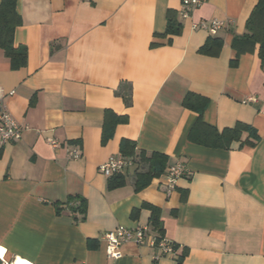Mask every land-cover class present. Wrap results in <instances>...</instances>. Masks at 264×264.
Here are the masks:
<instances>
[{"label": "crops", "instance_id": "1", "mask_svg": "<svg viewBox=\"0 0 264 264\" xmlns=\"http://www.w3.org/2000/svg\"><path fill=\"white\" fill-rule=\"evenodd\" d=\"M256 4L204 0L181 19V0H16L26 63L12 69L0 49V96L22 133L0 144V264H264V65L256 51L231 64ZM169 16L178 35L165 33ZM213 18L215 35L193 28ZM209 40L215 55L199 51ZM188 93L207 100L208 134L182 105ZM239 125L253 146L245 129L224 133ZM154 154L164 169L136 190ZM112 157L133 164L105 177ZM176 164L189 175L169 188ZM155 217L174 256L130 242L109 258L106 232L158 236Z\"/></svg>", "mask_w": 264, "mask_h": 264}, {"label": "trees", "instance_id": "2", "mask_svg": "<svg viewBox=\"0 0 264 264\" xmlns=\"http://www.w3.org/2000/svg\"><path fill=\"white\" fill-rule=\"evenodd\" d=\"M257 4L253 9L252 14L246 21L245 24V34L240 38H235L232 40V49L236 53V58L232 65H235L236 59L239 55L244 53H254L256 51L258 58L261 60L262 64L264 65V0H256ZM20 19L19 15L16 10V0H1L0 1V49H2L7 58L10 60V64L12 69H18L23 67L26 63V50L20 47H14V30L19 25ZM181 25L172 19L170 16L167 18V26H166V34L170 35H178L180 33ZM220 48V43L209 40L207 43L199 50L201 54H208V55H215ZM207 100L199 96H196L192 93H188L185 95L182 105L186 109H190L198 115L196 127L205 128V134H208L209 130L205 126H203L201 122V116L204 111V107H206ZM108 116V115H106ZM122 121V119H121ZM118 122V121H117ZM241 129L247 130L248 139L245 141L249 145H254L257 141V136L255 132L250 127L244 126H236L232 130H226L224 133H239ZM190 133V138H193L194 135ZM105 136V131H104ZM107 136V135H106ZM206 136V135H205ZM250 137V138H249ZM219 138H221L219 136ZM251 139V140H249ZM220 140V139H219ZM195 141V140H194ZM198 143L205 144L204 141L198 138ZM126 141H123L121 144L122 148V155L123 156H130L131 148L128 150L127 153L124 152L123 145L126 144ZM148 163V170L143 175H139L137 177V181L135 183L136 190H141V188L145 187L149 181L154 177L159 175L165 166V158L161 155H152V157L146 160ZM119 183L116 181H112L111 186L118 185ZM78 198H70L71 201H74ZM80 205L78 211L83 213V202H79ZM151 227L155 231H159L158 237L162 238L161 236V228L159 226V221L157 218L152 219Z\"/></svg>", "mask_w": 264, "mask_h": 264}, {"label": "built area", "instance_id": "3", "mask_svg": "<svg viewBox=\"0 0 264 264\" xmlns=\"http://www.w3.org/2000/svg\"><path fill=\"white\" fill-rule=\"evenodd\" d=\"M204 0H181L180 18L187 19L191 12L199 8ZM224 22L214 19L210 21H201L193 25L194 29L207 30L210 34L215 35L221 28ZM14 92H10L8 96H12ZM6 105L3 102V97L0 96V144H8L20 140L22 129L14 122L9 116ZM50 146L58 148L60 145L55 140H47ZM67 157L71 160H77L81 157L78 151L67 150ZM133 164L131 158L112 157L105 163L100 164L98 171L105 177H114L115 174ZM188 170L181 164L169 167L165 172V180L169 188H172L175 181L182 177L188 176ZM106 247L105 252L109 258H117L119 256V249L124 243H134L139 246H150L158 248L163 255L174 256L173 246L165 239L153 236L151 228L149 227H136L134 229L119 226L116 229L106 232L103 235Z\"/></svg>", "mask_w": 264, "mask_h": 264}, {"label": "bare ground", "instance_id": "4", "mask_svg": "<svg viewBox=\"0 0 264 264\" xmlns=\"http://www.w3.org/2000/svg\"><path fill=\"white\" fill-rule=\"evenodd\" d=\"M28 262H24L23 260H21L20 258H17L15 261H13L12 264H27ZM29 264V263H28Z\"/></svg>", "mask_w": 264, "mask_h": 264}]
</instances>
